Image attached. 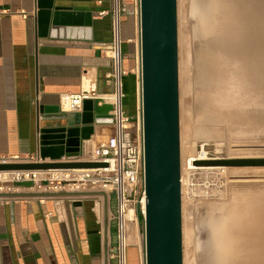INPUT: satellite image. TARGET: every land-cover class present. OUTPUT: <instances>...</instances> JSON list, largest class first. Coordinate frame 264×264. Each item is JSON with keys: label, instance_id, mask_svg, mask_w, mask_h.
<instances>
[{"label": "crops", "instance_id": "1", "mask_svg": "<svg viewBox=\"0 0 264 264\" xmlns=\"http://www.w3.org/2000/svg\"><path fill=\"white\" fill-rule=\"evenodd\" d=\"M38 3L0 0V8L6 10L0 15V155L18 159L39 158L41 130L66 123L43 120L45 108L60 106L66 94L79 93L84 77L96 82L99 94L113 93V65L107 48L112 41V0H55V6L80 14L82 21L90 15L91 39L85 37L84 28L76 32V38H71V31L65 37L59 33L39 37ZM135 4L136 0H123L128 98L132 92L137 96L139 89V53L133 37ZM79 112L68 113L73 119ZM113 134L112 124L95 125L91 140L83 143V154ZM109 198L111 203L113 198ZM110 203L106 207L102 196L89 200L71 195L0 200V264H116ZM130 229L135 236L134 223ZM130 249L129 264H136L138 246Z\"/></svg>", "mask_w": 264, "mask_h": 264}, {"label": "water", "instance_id": "2", "mask_svg": "<svg viewBox=\"0 0 264 264\" xmlns=\"http://www.w3.org/2000/svg\"><path fill=\"white\" fill-rule=\"evenodd\" d=\"M39 37L71 38L87 33L91 39L90 15L55 6V0H39ZM139 15V95L144 146V210L141 212L144 264H184L183 204L181 178L178 0H138ZM112 105L87 99L82 111L71 114L60 106L45 108L43 120L65 121L64 125L41 130L40 161L20 159L0 164V171H44L56 169H105L107 162L81 161L83 143L91 140L95 125L112 124ZM66 159V160H64ZM197 167H264V157L199 160ZM17 186L32 188L30 182ZM78 194L17 193L11 197L50 198ZM102 196L108 207L105 192ZM110 208L116 214L113 195ZM113 226L116 228V221ZM117 235L114 233L113 247Z\"/></svg>", "mask_w": 264, "mask_h": 264}, {"label": "bare ground", "instance_id": "3", "mask_svg": "<svg viewBox=\"0 0 264 264\" xmlns=\"http://www.w3.org/2000/svg\"><path fill=\"white\" fill-rule=\"evenodd\" d=\"M200 4L206 40L199 53L202 91L197 121L223 141L263 135L264 0H202ZM109 98L113 102L116 97ZM63 108L68 106L64 103ZM192 126L187 115L188 136ZM260 157L262 150L230 153L228 159ZM216 159L191 156L189 164L194 168V161ZM94 193L99 192L79 194ZM217 210L209 218L206 264H264V190L246 191ZM133 212L128 213L131 221Z\"/></svg>", "mask_w": 264, "mask_h": 264}, {"label": "rangeland", "instance_id": "4", "mask_svg": "<svg viewBox=\"0 0 264 264\" xmlns=\"http://www.w3.org/2000/svg\"><path fill=\"white\" fill-rule=\"evenodd\" d=\"M202 0H178V40H179V95H180V140H181V178L183 204V251L184 264H206L208 240L210 237L209 218L221 204L229 202L235 196L252 189L264 190V167H201L194 168L189 158L219 157L226 160L230 153H244L256 150L264 151V134L248 136L240 140H220L215 138L212 128L203 127L199 118V95L202 91L199 79V53L204 47L206 37L203 28ZM137 26L134 28V42L139 53V15L138 1L135 4ZM124 15V14H123ZM123 17V16H122ZM136 24V23H135ZM124 54V53H123ZM139 87V85H138ZM125 94V92H124ZM126 97L124 96V100ZM128 112V111H127ZM131 118L129 135L137 138L142 134L140 95L134 97V109L128 114ZM187 115L191 116L193 126L190 136L186 131ZM199 120V119H198ZM223 148V150L221 149ZM189 150V153H188ZM208 168V169H207ZM237 175L247 176L241 179ZM79 198L95 200L101 196L79 194L81 192H105L113 197L111 187L102 188L92 183L85 189L72 190ZM97 194V193H94ZM78 197V196H77ZM110 203V202H109ZM141 210L133 212L131 224H135V236L129 229L128 260L130 247L138 246L136 264L143 263V230ZM134 237V238H133ZM135 240V244H133Z\"/></svg>", "mask_w": 264, "mask_h": 264}, {"label": "built area", "instance_id": "5", "mask_svg": "<svg viewBox=\"0 0 264 264\" xmlns=\"http://www.w3.org/2000/svg\"><path fill=\"white\" fill-rule=\"evenodd\" d=\"M138 0H136L137 3ZM6 10L0 8V15ZM112 25V41L107 45L112 59L111 95L98 93L97 84L90 78H83V87L79 93L66 94L61 98V109L65 112H79L87 99H100L112 105V125L114 134L106 141L82 154L81 161L107 162L105 169H56L44 171H0V200L9 202L22 197H11L10 194L28 193L61 194L71 193L79 188L85 189L89 184L102 188L111 187L116 200V246L112 247V255L116 264H129L128 236L131 220L129 210H144V146L142 134L133 138L128 134L131 118L124 108V79L128 72L124 68L123 54V0H112L109 12ZM115 101L110 102L111 96ZM68 106L63 108V104ZM20 159L0 155V164L15 162ZM28 162H39L40 157L27 159ZM30 182L32 188L17 186L19 183ZM44 200L45 198H40Z\"/></svg>", "mask_w": 264, "mask_h": 264}, {"label": "trees", "instance_id": "6", "mask_svg": "<svg viewBox=\"0 0 264 264\" xmlns=\"http://www.w3.org/2000/svg\"><path fill=\"white\" fill-rule=\"evenodd\" d=\"M124 84H125V79H124ZM124 92H125V88H124ZM131 95H132V97L128 98V96L125 92V97H127V99L124 100V108H125L126 112L128 111L127 114L132 113L133 109H134V97L136 96V93L132 92L131 94H129V96H131Z\"/></svg>", "mask_w": 264, "mask_h": 264}]
</instances>
